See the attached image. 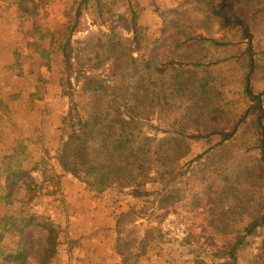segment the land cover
<instances>
[{
  "label": "trees",
  "instance_id": "trees-1",
  "mask_svg": "<svg viewBox=\"0 0 264 264\" xmlns=\"http://www.w3.org/2000/svg\"><path fill=\"white\" fill-rule=\"evenodd\" d=\"M89 3L72 0L67 23L54 30L68 93L56 155L62 171L94 194L132 190L136 198L152 197L151 208L193 207L207 220L198 228L205 233L209 227L221 239L210 243L211 251L222 264L237 260L264 228V92L255 88L264 80V0H184L160 11L154 40L134 10L131 36L112 27L75 40L89 31ZM42 6V0L18 2L16 17H33L35 34ZM238 83L247 107L231 116L229 94ZM153 121L162 138L145 133ZM211 140L218 143L208 151L194 150ZM0 179V203L28 208L12 216V250L3 246L8 231L0 218V264H51L63 229L39 205L46 186L33 170L19 167L0 168ZM151 181L159 189L142 192ZM134 214L122 212V219ZM161 223L148 224L140 248L127 254L121 236L134 230L122 228L120 219L118 245L114 240L119 263L148 264L142 250L162 236ZM258 251L256 264H264V240ZM185 263L208 264L200 257Z\"/></svg>",
  "mask_w": 264,
  "mask_h": 264
},
{
  "label": "rangeland",
  "instance_id": "rangeland-1",
  "mask_svg": "<svg viewBox=\"0 0 264 264\" xmlns=\"http://www.w3.org/2000/svg\"><path fill=\"white\" fill-rule=\"evenodd\" d=\"M42 1L43 6L40 10L41 14L37 19V23H39L40 25L39 32L37 34L34 33L33 25L31 23L33 22V17H29L28 21L15 17L18 13H20L18 11L19 0H12L15 7L14 17L23 23L25 29H28V31H30V36L32 37L33 44L26 46H28L31 50L34 48L33 51L35 50V52H37L40 57V88L37 97H45L39 101L44 102L42 105L46 109L45 113L48 112L47 107L51 108V110L54 112L47 115L41 113V117L43 118V121H45V124L48 125V128H50V126L51 128H53L56 123L60 122V116L57 115L58 106L62 104L64 105L65 103L66 110L64 121L62 123V131L64 133L66 121L65 119L68 113V93L65 80L62 77L61 54L59 50L56 49L54 44V30L55 28L67 23L72 0ZM183 1L184 0H152V3L155 4L154 13H156V16H154V19L156 20V22L153 24L151 29L147 28L149 39L154 40L160 36V11L173 4H181ZM101 3H103V0H90L89 9L86 13V21L89 31L78 34L75 37V40L86 39L91 33H97L101 30L109 32L110 28L112 27L120 28L126 35H132V29L130 28L134 11L132 5L128 6V3H126L125 13L114 14L112 13V11H109V8L112 5L104 8L102 7ZM128 7H130L131 10H129ZM29 20H31V22ZM218 29L219 25L215 26L214 32H217ZM28 43L30 44L29 41ZM48 84H51L52 86L48 87ZM255 88L258 92H264V80L257 81L255 84ZM47 94L49 95L48 98L46 97ZM246 107L247 98L245 96L244 88L242 84H235L231 90V93L229 94L227 111L231 116H233L242 113L246 109ZM158 125L159 123L156 121H153V124L145 125V133L149 136H156L158 134L159 137L162 138V133L158 132L155 128ZM217 141L218 140H211L206 141L202 144H195L193 148L195 151H208L218 143ZM25 150L26 149H22L20 147V150L16 151L15 153V155H19L17 157L15 156V158L13 159H10V157L8 156H0V168L8 169L14 166L29 170L28 168L23 167V165L25 164V157H22L21 154H26ZM54 151L55 147L52 145L48 148L45 146L42 147V151L40 150V147L37 151L34 147L32 149L30 148L31 155H36L39 157L44 155L46 157V159L42 163L38 165L34 164L32 169L30 170H33L36 179H38L41 184L43 182L48 190V193L46 195H42L40 197L39 205H41V209H44L55 220V222L60 225L55 213L60 214L57 211L58 206L60 207L63 205L64 207V204L68 201V199H66V193L62 191L60 186L55 187L54 184H52L54 181H60V176L58 175V173L55 171V174H51L50 169L48 170L47 168H45L50 164H54V168L60 167V163L56 158L58 151ZM5 157H7V160L4 159ZM188 161L189 160H187V162ZM189 175L190 171L188 172L186 178L189 177ZM152 177H155L154 179L156 180L155 174L152 175ZM70 178H73V182L75 181V179H77L76 177L72 176H70ZM3 181L4 179H0L1 186H3ZM69 181L72 180L70 179ZM74 183H77L78 186H81V189H86L83 181L78 180ZM50 186L54 187L52 189V192L50 190ZM158 189V184L153 181L141 187V191L145 193L156 191ZM72 193L77 195V199L80 197L82 198V194H84L87 198L86 201L88 202H90V194V197L93 198L92 200H95L96 205H99V207H96L98 210H100L99 213L103 214V216H108L113 220V223L116 227L114 235V240L116 239V245H118L117 239L118 237H120L119 232L117 233L116 231L117 223L120 219L122 220V228L130 231L134 230L129 234V236L126 234L121 236V240H123L122 243L125 245V253L127 254L140 248L141 239L145 238L146 236L148 224H157L158 221L161 220L162 223L160 227L162 229V236L155 242L151 243L149 247L142 250L141 258H144L145 263L187 264L185 263V261L192 258L196 259L197 257L204 259L208 264H222L223 262H225L221 260V257L218 256L215 252L211 251L210 243L213 240H216L220 244L221 239L218 240L214 232L209 231V227L206 228L205 233H203L202 230L198 228L201 224H206L207 220H201L197 218L193 212V207H185V204H183L181 206H176V208H174L170 212L169 209L166 210L163 208H159L157 204L154 206V208H151V203L148 201H150L152 197L141 196L140 198H136L132 195V190H125L123 192H121V190H110L101 194H94L95 192L93 193L91 190L80 191L76 188V190H73ZM187 193L189 194V191H187ZM262 194L264 196V189ZM26 210H28V208L19 202L10 207H6L0 203V218L4 220L3 224L8 231L6 241L3 245L7 250H12L15 248L14 239L12 237V234L14 233L12 216L15 214L19 215L20 212L24 213ZM37 210L38 209H36L35 211ZM122 212L135 214L130 217L123 216V220ZM7 213L10 214L8 215ZM154 215H159V218H154ZM194 216L195 219H193ZM62 229V238L67 246L66 249L72 251L73 247L77 245V243L73 242V244L72 242H70L68 226H63ZM190 235L196 236L195 238H193L192 242H189L188 240ZM200 235L204 236L203 240L199 238ZM263 240L264 228H260L257 230L256 234L251 237V245L238 254L237 260L227 261L228 264H256L258 262V259L260 258L258 251L260 247V241ZM148 258L152 259L153 261H149ZM261 263L262 261L260 262V264ZM60 264H64V261L62 263L60 262Z\"/></svg>",
  "mask_w": 264,
  "mask_h": 264
},
{
  "label": "crops",
  "instance_id": "crops-1",
  "mask_svg": "<svg viewBox=\"0 0 264 264\" xmlns=\"http://www.w3.org/2000/svg\"><path fill=\"white\" fill-rule=\"evenodd\" d=\"M126 3L128 6L132 5L139 13L140 25L151 29L156 22L155 4L152 0H103L101 5L104 8L112 5L109 11L123 14L126 12ZM128 9L131 10L130 7ZM14 16L15 7L12 0H0V156L13 159L19 155H15L16 151L20 150V147L24 148L26 154H21L25 157L23 167L32 169L34 164L42 163L46 157L31 155L30 148L34 147L37 151L40 147L42 151V147L48 148L52 145L56 152L61 147L66 106L65 103L58 106L57 115L60 116V122L53 128H48L41 115L54 112L47 107L48 112L45 113L46 109L42 105L44 102H39L45 97H37L40 88V57L33 51L34 48L31 50L26 46L33 44L30 31L16 19L17 15L16 18ZM48 96L47 94L46 97ZM4 159L7 160V157ZM53 166L55 165L50 164L45 167L50 169L51 174L56 171L60 176V181H54L52 184L55 187L60 186L68 199L64 207L57 205L60 214L55 215L62 227H69L70 242H76L77 245L72 251L67 250L62 238L58 258L53 260L52 264H60L63 261L64 264H120L115 254L113 220L99 213L100 210L96 208L99 205H96L90 194V202L86 201L84 194L82 198L77 199V195L72 191L76 188L80 191L86 189H81V186L74 183L77 180L73 182V178L67 176L61 166ZM70 179L72 181H69ZM53 188L50 186L51 192Z\"/></svg>",
  "mask_w": 264,
  "mask_h": 264
},
{
  "label": "built area",
  "instance_id": "built-area-1",
  "mask_svg": "<svg viewBox=\"0 0 264 264\" xmlns=\"http://www.w3.org/2000/svg\"><path fill=\"white\" fill-rule=\"evenodd\" d=\"M185 236V235H184Z\"/></svg>",
  "mask_w": 264,
  "mask_h": 264
}]
</instances>
